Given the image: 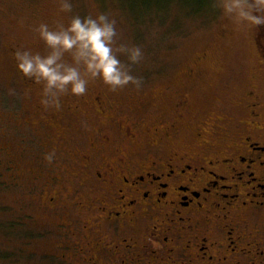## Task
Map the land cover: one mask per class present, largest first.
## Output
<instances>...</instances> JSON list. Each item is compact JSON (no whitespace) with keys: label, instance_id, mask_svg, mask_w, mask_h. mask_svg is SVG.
Instances as JSON below:
<instances>
[{"label":"flooded vegetation","instance_id":"flooded-vegetation-1","mask_svg":"<svg viewBox=\"0 0 264 264\" xmlns=\"http://www.w3.org/2000/svg\"><path fill=\"white\" fill-rule=\"evenodd\" d=\"M254 47L259 77L239 118L216 106L189 128L188 98L181 95L168 121L138 129L111 101L85 94L95 116L116 119L123 142L104 132L78 141L68 171L74 181L65 159L64 175L49 174L37 189L44 222L37 219L33 237L54 244L53 252L34 254L37 260L264 264V26L256 27ZM62 111L88 116L79 106Z\"/></svg>","mask_w":264,"mask_h":264},{"label":"rangeland","instance_id":"rangeland-1","mask_svg":"<svg viewBox=\"0 0 264 264\" xmlns=\"http://www.w3.org/2000/svg\"><path fill=\"white\" fill-rule=\"evenodd\" d=\"M69 2L71 11L63 12L62 0H0V264H41L34 254L53 252L51 241L41 243L33 237L39 229L37 219L39 225L44 222L37 210L42 198L36 191L49 174L64 175L65 159L67 179L74 181L68 171L78 141L104 132L123 142L114 132L116 119L95 116L97 107L85 94H100L111 101L118 115L129 117L131 127L138 129L168 121L175 98L186 96V125L193 128L216 106L236 118L242 116L245 93L259 77L256 27L224 15L221 0ZM99 13L116 20L117 44L143 49L144 60L131 66L141 86L112 91L97 79L83 96L65 93L62 107L45 108L40 103L42 83L17 71L15 52L26 49L47 55L49 50L34 31L39 24L55 30L60 24L67 26L73 16ZM120 59L127 63L126 57ZM64 60L71 62L70 53L64 54ZM74 106L85 109L88 116L63 117L62 110ZM43 111H51L48 118L41 116ZM53 151L55 159L48 163L45 155Z\"/></svg>","mask_w":264,"mask_h":264},{"label":"clouds","instance_id":"clouds-1","mask_svg":"<svg viewBox=\"0 0 264 264\" xmlns=\"http://www.w3.org/2000/svg\"><path fill=\"white\" fill-rule=\"evenodd\" d=\"M220 6L224 15L238 23L264 26V0H221ZM71 7L69 0H62L61 11L69 12ZM34 31L49 50L47 55L25 49L17 50L14 58L18 72L42 83L40 103L45 108L59 109L65 93L83 96L89 83L97 79L112 91L141 86L131 66L144 60V51L138 45L117 44L116 20L107 14L73 16L67 26L60 24L55 30L41 23ZM65 53H70L71 62L64 60ZM9 94L14 91L9 89ZM54 159V151L45 155L48 163Z\"/></svg>","mask_w":264,"mask_h":264}]
</instances>
